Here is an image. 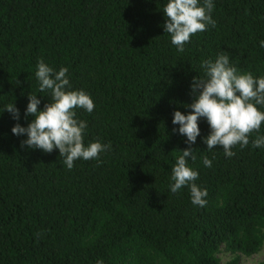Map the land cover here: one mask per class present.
Returning <instances> with one entry per match:
<instances>
[{
  "label": "trees",
  "instance_id": "obj_1",
  "mask_svg": "<svg viewBox=\"0 0 264 264\" xmlns=\"http://www.w3.org/2000/svg\"><path fill=\"white\" fill-rule=\"evenodd\" d=\"M167 0H0V264H224L222 246L253 255L264 246V148L251 141L227 157L209 151L201 120L193 145L173 125L187 114L201 63L218 54L264 76V0H214L215 27L191 37L179 52L164 32ZM43 59L69 69L73 89L89 93L85 144L111 148L102 163L77 160L67 169L59 151L21 146L29 94L50 102L35 76ZM20 120L4 106L14 103ZM192 147L204 207L189 188L171 193L172 167ZM212 159L205 167L202 158ZM259 264H264V260Z\"/></svg>",
  "mask_w": 264,
  "mask_h": 264
},
{
  "label": "clouds",
  "instance_id": "obj_2",
  "mask_svg": "<svg viewBox=\"0 0 264 264\" xmlns=\"http://www.w3.org/2000/svg\"><path fill=\"white\" fill-rule=\"evenodd\" d=\"M214 0H167L162 11L165 16L164 32L171 37V43L179 52L185 50V45L197 32H204L210 25L215 27L213 19ZM264 47V40L260 41ZM203 76L193 77L191 90L195 99L191 109L185 114L180 110L173 113L172 124L179 125L178 133L186 137V143L193 145L201 136L200 121L206 120L210 132L202 137L206 148H222L224 155L232 157L236 145L241 148L250 143V134L259 133L264 123V76H254L251 72L239 70L230 63L227 54L220 53L212 60L201 63ZM69 69L61 67L57 71L43 59L37 63L35 76L39 82L38 92L48 93L50 102L43 109L39 106L41 99L38 94H29L25 117L33 119L24 126L17 122L12 127L16 136H26L21 146L45 153L59 151L67 169L74 167L77 160H95L102 163L101 154L107 152L110 144L100 141L85 144L88 122L77 117V109L92 113L96 105L92 96L83 89H73ZM13 119L20 120V110L15 102L4 106ZM253 148H264V135H257L251 141ZM188 159L195 160L193 148L187 147L178 156L172 167L169 188L171 193H177L184 187L189 188L191 203L204 207L207 204L206 188L198 186L196 181L199 172L188 166ZM205 167H212V159L202 158ZM96 264H104L98 260Z\"/></svg>",
  "mask_w": 264,
  "mask_h": 264
},
{
  "label": "rangeland",
  "instance_id": "obj_3",
  "mask_svg": "<svg viewBox=\"0 0 264 264\" xmlns=\"http://www.w3.org/2000/svg\"><path fill=\"white\" fill-rule=\"evenodd\" d=\"M219 256L222 260V263L227 264L228 262L232 261L233 258L237 255L226 251L225 246H222ZM239 257V264H259L261 261L264 260V246L260 249V251L253 255H244L241 253L239 254Z\"/></svg>",
  "mask_w": 264,
  "mask_h": 264
}]
</instances>
